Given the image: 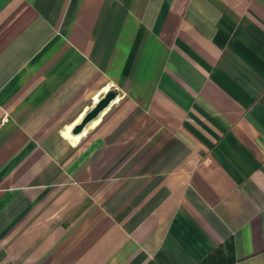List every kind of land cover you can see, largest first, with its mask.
I'll use <instances>...</instances> for the list:
<instances>
[{"label": "crops", "instance_id": "crops-1", "mask_svg": "<svg viewBox=\"0 0 264 264\" xmlns=\"http://www.w3.org/2000/svg\"><path fill=\"white\" fill-rule=\"evenodd\" d=\"M0 264H264V0H0Z\"/></svg>", "mask_w": 264, "mask_h": 264}, {"label": "water", "instance_id": "water-1", "mask_svg": "<svg viewBox=\"0 0 264 264\" xmlns=\"http://www.w3.org/2000/svg\"><path fill=\"white\" fill-rule=\"evenodd\" d=\"M117 93L113 90L107 92L95 106L84 116L82 121L73 130L74 133L81 132L84 127L100 115V113L116 98Z\"/></svg>", "mask_w": 264, "mask_h": 264}, {"label": "trees", "instance_id": "trees-1", "mask_svg": "<svg viewBox=\"0 0 264 264\" xmlns=\"http://www.w3.org/2000/svg\"><path fill=\"white\" fill-rule=\"evenodd\" d=\"M214 256H216L215 254H212V258L214 257ZM215 258V257H214ZM213 260V259H212Z\"/></svg>", "mask_w": 264, "mask_h": 264}]
</instances>
